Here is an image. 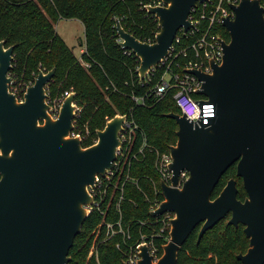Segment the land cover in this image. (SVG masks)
I'll return each instance as SVG.
<instances>
[{
    "label": "water",
    "instance_id": "1",
    "mask_svg": "<svg viewBox=\"0 0 264 264\" xmlns=\"http://www.w3.org/2000/svg\"><path fill=\"white\" fill-rule=\"evenodd\" d=\"M206 0H162L149 6L159 31L147 43L126 31L119 20L115 29L119 46L139 59L140 80L168 54L175 36L190 27L192 9ZM233 17L223 20L221 63L210 61L212 71L189 70L202 82L198 102L214 105L208 124L193 123L170 112L178 126L177 141L169 147L171 185L161 182V206L152 217L174 213L170 239L155 261L140 247L139 264H177L179 251L193 229L202 223L204 233L231 214L228 224L245 226L250 247L239 255L244 264L264 262V7L260 0L231 5ZM14 46L0 41V264H69V251L85 220L93 198L88 187L105 175L122 147L119 133L127 115L117 114L96 131L97 140L84 146L71 136L76 93L63 99L53 117L47 87L55 68L40 70L22 100L11 91ZM233 164L246 192L237 197L231 178L217 197L212 192ZM188 178L177 187L179 173Z\"/></svg>",
    "mask_w": 264,
    "mask_h": 264
},
{
    "label": "trees",
    "instance_id": "2",
    "mask_svg": "<svg viewBox=\"0 0 264 264\" xmlns=\"http://www.w3.org/2000/svg\"><path fill=\"white\" fill-rule=\"evenodd\" d=\"M149 1L0 0V41L14 46L10 88L32 84L40 70L55 68L54 77L47 87L49 99L66 96L71 91L76 93L75 103L80 112L75 125H85L90 133V137L82 141L85 147L94 143L96 131L102 129L107 120L120 114L134 120L145 132L150 145L162 152L169 151L177 141L178 126L167 114L180 113L172 97L173 91L159 100L150 96V90L159 80L162 70L157 69L141 81L138 74L140 61L133 52L119 46L115 29V21L119 20L123 28L137 39L155 42L159 31L157 18L143 8ZM61 18L78 19L83 24L84 52L81 60L89 63L88 68L57 34L55 23ZM222 35L228 40L225 28H222ZM182 39L187 42L183 35ZM136 97L143 98L144 103L136 102ZM130 171L146 189H150L151 182L159 187L160 179L154 169L152 154L149 153L143 162L134 163ZM231 178L237 181V197L244 200L247 195L242 180L236 175V164L221 176L211 197H217ZM125 195L134 200V203H123L126 222L136 226V220L151 219L148 205L133 184L126 186ZM100 221L101 216L95 211L85 220L69 251V264H96L94 259L88 260L87 255L92 232ZM232 227L223 219L207 231L199 243H196L195 235L190 236L180 249L178 264H236L234 250L238 251L240 238ZM137 229L134 227L135 231ZM209 253L213 256L208 257ZM99 264H122L114 241L100 246Z\"/></svg>",
    "mask_w": 264,
    "mask_h": 264
},
{
    "label": "built area",
    "instance_id": "3",
    "mask_svg": "<svg viewBox=\"0 0 264 264\" xmlns=\"http://www.w3.org/2000/svg\"><path fill=\"white\" fill-rule=\"evenodd\" d=\"M239 3L240 0H206L192 9L188 18L191 27L186 32L180 30L177 33L168 54L157 67H152L146 76L153 75L157 69L162 70L159 80L150 90V96L159 100L169 91H173L172 97L180 114L193 123L202 121L203 124H208L209 118L215 114L214 105L209 102L199 104L200 99H206L205 96L196 93L201 88L202 82L189 70L195 69L210 73L212 71L211 60L221 63L222 42L227 40L222 35V28H224L222 23L226 17L234 15L230 6ZM260 3L264 7V0H260ZM161 5H163L162 0H150L143 8L147 11L149 6ZM182 35L187 42H183ZM118 41H120L119 38ZM125 51L132 53L131 50ZM79 60L85 68L89 67L88 62L81 60V55ZM29 85L12 86L10 89L19 100H22ZM64 97L65 95H62L48 100L53 117L58 115ZM134 99L136 102L144 103L143 98L136 97ZM79 112L77 107L76 117ZM89 135L87 127L75 125L74 119L71 136H76L83 141L90 137ZM137 137L139 138L138 144H136ZM119 138L122 147L117 148L112 167L107 169L105 175L96 177L93 187H88L93 202L86 207L91 213L97 212L101 216V221L92 232L93 239L87 259H94L96 264H99L100 246L114 241L122 264H139L141 246H146L149 254L156 261L162 254V245L170 239V221L174 213L166 211L155 217H152L150 213L157 210L163 202L161 182L171 185L170 163L172 158L169 151L162 152L150 145L145 132L129 117L123 123V130L119 133ZM96 140L97 137L93 139V142ZM149 153L154 157V169L160 179V184L158 187L154 182H151L150 189H146L140 184V179L131 175L130 170L134 163L143 162ZM187 178L188 172L180 171L177 187H181ZM128 184H133L141 192L151 217L149 220H136L134 222L136 226L124 219L123 203L125 201L134 203L133 199L127 198L125 195V188ZM134 227H138V229L135 231Z\"/></svg>",
    "mask_w": 264,
    "mask_h": 264
},
{
    "label": "rangeland",
    "instance_id": "4",
    "mask_svg": "<svg viewBox=\"0 0 264 264\" xmlns=\"http://www.w3.org/2000/svg\"><path fill=\"white\" fill-rule=\"evenodd\" d=\"M57 34L62 37L73 53L78 57L80 54L81 43L84 41L83 24L74 18H61L55 23Z\"/></svg>",
    "mask_w": 264,
    "mask_h": 264
},
{
    "label": "flooded vegetation",
    "instance_id": "5",
    "mask_svg": "<svg viewBox=\"0 0 264 264\" xmlns=\"http://www.w3.org/2000/svg\"><path fill=\"white\" fill-rule=\"evenodd\" d=\"M230 217H231V214H228L224 219H226V224H228L227 222H228V220L230 219ZM223 220V219H222ZM220 222V221H219ZM228 225H231V224H228ZM201 226H202V223H200V224H198L194 229H193V231L191 232V234L189 235V237H188V239L190 238V236H192V235H195V239H196V243H199L197 240H198V235H199V231H200V229H201ZM233 227V229H235V234H237V236L240 238V242H239V247L237 248L238 249V251L236 252L235 250H234V255H235V260H236V264H244L243 262H242V260L241 259H238V256L239 255H245L247 252H248V249H249V247H250V238L249 237H247L246 236V233H245V231H244V229H245V226L243 225V224H241V223H239L237 226H234V225H232ZM214 227V226H213ZM212 227V228H213ZM211 228V229H212ZM222 228V227H221ZM210 230V229H209ZM209 230H207V231H209ZM206 231V232H207ZM205 232V233H206ZM205 233H204V235H205ZM203 235V236H204ZM188 239H187V241H188ZM186 241V242H187ZM180 252V251H179ZM186 254H189V252H188V250H186ZM211 256H213V254L212 253H209V255H208V257H211ZM179 257V256H178ZM178 261H179V258H178ZM177 264H178V262H177ZM261 264H264V262L263 263H261Z\"/></svg>",
    "mask_w": 264,
    "mask_h": 264
},
{
    "label": "crops",
    "instance_id": "6",
    "mask_svg": "<svg viewBox=\"0 0 264 264\" xmlns=\"http://www.w3.org/2000/svg\"><path fill=\"white\" fill-rule=\"evenodd\" d=\"M59 21V20H58ZM83 29H84V27H83ZM65 41V40H64ZM84 42V41H83ZM83 42L81 43L82 45H81V48H80V54H79V56L78 57H80V55H81V53L83 52V50H84V44H83ZM67 44V43H66Z\"/></svg>",
    "mask_w": 264,
    "mask_h": 264
}]
</instances>
